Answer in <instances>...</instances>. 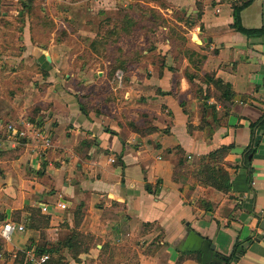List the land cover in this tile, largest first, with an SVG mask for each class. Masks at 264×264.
<instances>
[{"label":"crops","instance_id":"1","mask_svg":"<svg viewBox=\"0 0 264 264\" xmlns=\"http://www.w3.org/2000/svg\"><path fill=\"white\" fill-rule=\"evenodd\" d=\"M10 12L22 49L0 52V122L26 137L0 132V225L25 229L0 264L42 246L46 264H222L236 243L231 264H264V0H0ZM212 81L230 100L199 108L190 88L221 95ZM221 148L226 191L198 172Z\"/></svg>","mask_w":264,"mask_h":264},{"label":"trees","instance_id":"2","mask_svg":"<svg viewBox=\"0 0 264 264\" xmlns=\"http://www.w3.org/2000/svg\"><path fill=\"white\" fill-rule=\"evenodd\" d=\"M24 5H28L26 4V2L23 3ZM233 26L239 30L241 33L249 36V35H253V34H257L259 33V31L256 30H247L244 29L239 22V18H238V9L235 11V15H234V24ZM153 31V30H152ZM126 61H120L119 63H115L114 65L117 66L115 67V69H113V71L110 73V78L112 79L114 72L117 69H122L124 71V77H123V83L126 79L127 76V72H128V66L125 64ZM114 65L112 66V68L114 67ZM112 70V69H111ZM214 83V85L216 86V88L218 89H223V92L221 94V98H223L224 100H230V94L229 91L227 89L228 85L222 84V82L220 81H212ZM29 120H31L30 122L35 124V120L34 118H30ZM261 123H264V118L262 119ZM249 148L246 149L244 157L246 158L247 155L251 152H247ZM227 148H221L218 149L214 152H211L209 155H207L206 157H202L203 163H201L200 169L198 172H200L201 174V183L205 184V185H213L216 186L217 188H221L223 191L228 190L229 188V175L227 173L226 170H224V168L220 165H218V163L216 162L218 159L217 158H221L223 156L224 153H226ZM243 251V248L241 245H239V243H236L234 245V249L232 251V253L229 256H225L219 253H213V256L215 258H217L220 262H222V264H231V262L237 257V255L239 253H241ZM36 256H39L41 254H50L52 253V249L46 247V246H42V247H37L36 251L33 252ZM50 258V257H49ZM49 260V259H48ZM48 262V261H47ZM46 262V263H47Z\"/></svg>","mask_w":264,"mask_h":264},{"label":"built area","instance_id":"3","mask_svg":"<svg viewBox=\"0 0 264 264\" xmlns=\"http://www.w3.org/2000/svg\"><path fill=\"white\" fill-rule=\"evenodd\" d=\"M233 1L236 2L238 0H233ZM124 74L125 73L122 69H117L114 72L113 77L110 81V84L114 89L120 88L123 85ZM25 126L30 131L33 129V126L30 121H26ZM0 132H4L6 138L12 140L13 142L15 141L20 142L22 138L26 137V131L22 127H18L16 124L8 121L0 122ZM43 144L45 148H49L51 146L50 138L44 137ZM253 184L254 182L251 181V185ZM57 205L61 208L66 207L63 201L59 202ZM24 229H25L24 225L19 222L5 221L0 225V239H2L5 242H9L11 241L12 237L15 234L23 232ZM48 259H49V255L47 253L36 256L33 252L27 251L25 264H46Z\"/></svg>","mask_w":264,"mask_h":264},{"label":"rangeland","instance_id":"4","mask_svg":"<svg viewBox=\"0 0 264 264\" xmlns=\"http://www.w3.org/2000/svg\"><path fill=\"white\" fill-rule=\"evenodd\" d=\"M1 4L3 6V9L7 12H9V10L12 8V5L7 4V3H2V1H1ZM9 15L12 16V20H8L5 17H2V15H0V40L2 39L1 40L2 43L0 42V52L4 53L7 50L12 51L14 49L20 53L22 47L18 45L16 48L14 46V44L19 41V39H18L19 34L17 33L18 26L14 21H18L19 17L17 16L16 12H12V13L10 12ZM12 25L15 27L14 29H11L9 27ZM148 32L149 31H147L145 33L147 34ZM128 45H129V48H127V51H131L134 48V43L132 44L131 42H128ZM12 47H13V49H12ZM137 51H138V49H137ZM175 51H178L179 53H181L182 48L178 47V46H174L173 52H175ZM17 52H13V53H17ZM116 66L114 65L111 72L113 71V69H115ZM202 82H203V79H202ZM190 90H191L192 97L197 99V104H198L199 108H203L204 101L209 100L211 97H214V101H215V102H213L214 105H215V103H216V105H219L223 102L221 97H220L221 95L219 94V92L214 91V90L210 89L209 87L205 88L203 85H200L199 82H195L191 86Z\"/></svg>","mask_w":264,"mask_h":264},{"label":"water","instance_id":"5","mask_svg":"<svg viewBox=\"0 0 264 264\" xmlns=\"http://www.w3.org/2000/svg\"><path fill=\"white\" fill-rule=\"evenodd\" d=\"M260 227H261V229L264 230V218H263L262 221H261ZM259 238H261V237H259ZM213 246H214V245H210L209 242L206 241V242L204 243V245H203V249H202V250H205V247H206V249H207L208 247H210L211 249H213V248H214ZM203 252H205V251H202V253H203ZM203 258H204V256H203Z\"/></svg>","mask_w":264,"mask_h":264}]
</instances>
